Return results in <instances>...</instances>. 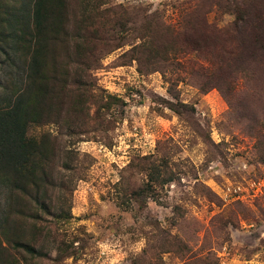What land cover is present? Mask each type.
Instances as JSON below:
<instances>
[{"label": "rangeland", "instance_id": "rangeland-1", "mask_svg": "<svg viewBox=\"0 0 264 264\" xmlns=\"http://www.w3.org/2000/svg\"><path fill=\"white\" fill-rule=\"evenodd\" d=\"M63 1L62 112L27 131L54 183L0 180V264H264V0ZM36 2L0 0V107ZM153 160L174 181L137 200Z\"/></svg>", "mask_w": 264, "mask_h": 264}, {"label": "trees", "instance_id": "trees-1", "mask_svg": "<svg viewBox=\"0 0 264 264\" xmlns=\"http://www.w3.org/2000/svg\"><path fill=\"white\" fill-rule=\"evenodd\" d=\"M63 7V0H37L32 26H27L17 39L20 42V47L16 45L18 50L29 54L25 87L18 90L6 106L0 107V180H10L14 199L28 196L32 182L37 200L42 203L48 186L54 183L51 157L61 150L59 138L46 133L31 139L27 131L30 125L51 121L62 112L64 89L71 75L68 65L61 59V49L66 46L68 37L66 23L61 18ZM140 47L149 46L142 44ZM83 49L84 46L78 51L80 57L85 55ZM171 174L168 164L151 161L147 167V182L132 195L137 200L152 196L149 194L158 186L174 181ZM12 203L13 200V207ZM41 205L46 210V206ZM25 246L36 253L34 247Z\"/></svg>", "mask_w": 264, "mask_h": 264}]
</instances>
